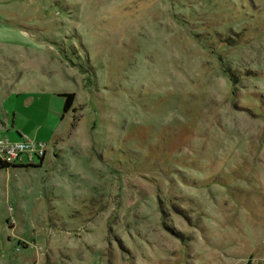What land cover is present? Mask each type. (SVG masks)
Segmentation results:
<instances>
[{
  "label": "rangeland",
  "instance_id": "obj_1",
  "mask_svg": "<svg viewBox=\"0 0 264 264\" xmlns=\"http://www.w3.org/2000/svg\"><path fill=\"white\" fill-rule=\"evenodd\" d=\"M1 103L0 264H264V0H0Z\"/></svg>",
  "mask_w": 264,
  "mask_h": 264
},
{
  "label": "built area",
  "instance_id": "obj_2",
  "mask_svg": "<svg viewBox=\"0 0 264 264\" xmlns=\"http://www.w3.org/2000/svg\"><path fill=\"white\" fill-rule=\"evenodd\" d=\"M46 152L47 144L42 141L0 139V160L10 164H35V160L44 157Z\"/></svg>",
  "mask_w": 264,
  "mask_h": 264
},
{
  "label": "crops",
  "instance_id": "obj_3",
  "mask_svg": "<svg viewBox=\"0 0 264 264\" xmlns=\"http://www.w3.org/2000/svg\"><path fill=\"white\" fill-rule=\"evenodd\" d=\"M18 94H19V90H16L15 88H10V89L8 88V89H6L5 91L2 92L1 97H3V99L4 98L5 99H10L12 97H15V95L17 96ZM61 94L62 93H59L58 96H61ZM55 96H56V94L53 92V97H55ZM55 104H54V107H55L54 110H56L57 112H60L61 109H62L61 111L64 110V98H63L62 101L60 100V102L58 101ZM0 114L2 116V118L0 119V126L1 127H2V125H3V127H5L6 126V123L7 122H10V121L12 122L13 125H15L16 119H17V113H16V111H12V113H11L8 109H6V107L4 106V104L1 103V105H0ZM59 132L60 131H59L58 128H54V130H52L51 136L49 135L47 138H45V136L39 137V129H38L37 130V133H35V134H37L36 137H31V135H30V133L28 131H26L25 129L17 126L16 132L15 133H12V134L10 132L9 135L6 134V137L5 138L6 139H9L11 141H19L21 139H24V138H27L28 137V138H33V139H35L37 141H45L46 143L47 142L49 143L51 141L55 142L56 135ZM0 133L3 134L4 132L2 131ZM54 146H55V149H56L57 146L56 145H54ZM46 155H47V153H46ZM46 155L44 156V159H45Z\"/></svg>",
  "mask_w": 264,
  "mask_h": 264
},
{
  "label": "trees",
  "instance_id": "obj_4",
  "mask_svg": "<svg viewBox=\"0 0 264 264\" xmlns=\"http://www.w3.org/2000/svg\"><path fill=\"white\" fill-rule=\"evenodd\" d=\"M61 96L64 98V110L63 111L64 113H67L73 108L76 95L75 93H72V92H66V93H62ZM39 159L42 163V161L44 160V157H41ZM14 165L16 166L17 164H10V163L3 162L2 160H0V170L4 168H9ZM31 165L35 166L34 164H28L25 166H31Z\"/></svg>",
  "mask_w": 264,
  "mask_h": 264
},
{
  "label": "water",
  "instance_id": "obj_5",
  "mask_svg": "<svg viewBox=\"0 0 264 264\" xmlns=\"http://www.w3.org/2000/svg\"><path fill=\"white\" fill-rule=\"evenodd\" d=\"M247 264H251V262L249 261Z\"/></svg>",
  "mask_w": 264,
  "mask_h": 264
}]
</instances>
